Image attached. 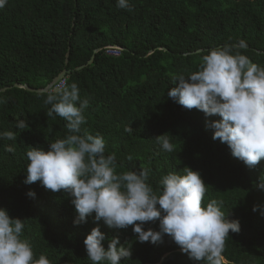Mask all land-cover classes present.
I'll list each match as a JSON object with an SVG mask.
<instances>
[{
  "label": "trees",
  "instance_id": "trees-1",
  "mask_svg": "<svg viewBox=\"0 0 264 264\" xmlns=\"http://www.w3.org/2000/svg\"><path fill=\"white\" fill-rule=\"evenodd\" d=\"M4 88L0 264H264V0H0Z\"/></svg>",
  "mask_w": 264,
  "mask_h": 264
},
{
  "label": "water",
  "instance_id": "water-1",
  "mask_svg": "<svg viewBox=\"0 0 264 264\" xmlns=\"http://www.w3.org/2000/svg\"><path fill=\"white\" fill-rule=\"evenodd\" d=\"M99 52V50L98 51H96L95 52V55H93V57H92V59L89 61V63H88V65H91L93 62H94V59H95V56H96V53H98ZM199 52H201V50L200 51H198L197 53H199ZM69 55H70V52H68V54H67V59H66V64H68V58H69ZM186 55H188V54H186ZM85 66H81V67H79V68H77V70H81V69H83ZM69 74V71H67V70H63L49 85H47L45 88H43V89H33V88H31V87H29L28 85H20V84H16L15 85V87H17V88H23V89H25V90H27V91H29V92H36V93H48V92H50V91H52L56 86H58V84L62 81V80H64V78H66L67 77V75ZM8 88H4V89H1L0 90V93H2V92H5L6 90H7Z\"/></svg>",
  "mask_w": 264,
  "mask_h": 264
},
{
  "label": "built area",
  "instance_id": "built-area-1",
  "mask_svg": "<svg viewBox=\"0 0 264 264\" xmlns=\"http://www.w3.org/2000/svg\"><path fill=\"white\" fill-rule=\"evenodd\" d=\"M105 51V54L108 55V56H113V57H119L122 53V49L120 47H117V46H108L104 49ZM65 84V81H62L57 89H62L63 86Z\"/></svg>",
  "mask_w": 264,
  "mask_h": 264
},
{
  "label": "rangeland",
  "instance_id": "rangeland-1",
  "mask_svg": "<svg viewBox=\"0 0 264 264\" xmlns=\"http://www.w3.org/2000/svg\"><path fill=\"white\" fill-rule=\"evenodd\" d=\"M62 81H63V80H62ZM62 81H61V82H62ZM61 82H60V83H61ZM60 83H59V84H60ZM59 84H58V85H59ZM57 87H58V86H56L55 88H57ZM57 90H59V89H57Z\"/></svg>",
  "mask_w": 264,
  "mask_h": 264
}]
</instances>
